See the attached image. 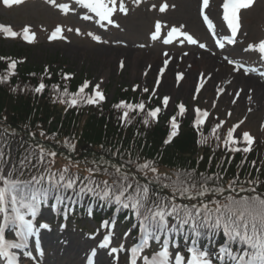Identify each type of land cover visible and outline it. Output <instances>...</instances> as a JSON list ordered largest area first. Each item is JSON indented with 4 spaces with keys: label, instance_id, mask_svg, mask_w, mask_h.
Wrapping results in <instances>:
<instances>
[{
    "label": "snow or ice",
    "instance_id": "snow-or-ice-1",
    "mask_svg": "<svg viewBox=\"0 0 264 264\" xmlns=\"http://www.w3.org/2000/svg\"><path fill=\"white\" fill-rule=\"evenodd\" d=\"M23 2L24 0H3V4L7 7ZM47 2L59 7L65 14L70 10V5L67 3L57 5L56 0H47ZM135 2L139 3L140 0ZM74 3L94 14L101 27L104 26V22L114 24L112 17L117 11V0H74ZM253 3L254 0H224L223 19L227 22L233 38L238 31L239 11L251 7ZM208 6L209 0H202L201 15L209 31L214 32L213 22L204 12ZM167 7L168 5L164 4L159 11L164 12ZM119 12L127 14L123 0L119 2ZM82 19L87 21L91 17L83 15ZM114 26L118 27V25ZM0 31L10 34L13 38L17 35L9 27L0 26ZM23 31L25 41L31 43L34 34L29 35V27H25ZM62 31L63 29L58 26L50 40L63 38ZM76 31L79 34L80 30ZM160 34L161 24L158 21L151 39L157 40ZM89 35L98 43H107L102 41L99 35L91 33ZM174 37H183L181 43L187 41L189 45L199 44L201 49L207 50L204 43H199L192 35L182 32L177 27L171 28L163 43L171 44ZM227 42L232 44L234 39H228ZM217 46L223 48L224 44L218 40ZM248 50L258 51L260 59L264 60V41H260L258 45H249L245 51ZM164 55L168 56V53L165 52ZM224 59L228 64L234 65L235 71L243 67L244 74L257 72L256 68L245 67L229 59L228 56ZM164 63L167 64L168 61L165 60ZM9 68L15 70L16 63L12 62ZM12 74H15L14 71ZM258 74L264 76V72ZM182 75V73L178 74V79L182 78ZM70 78L69 74H64L65 80ZM4 79L6 80L7 77ZM89 87V81H85L75 93H70L65 87L61 96H67L69 99L65 101L62 98L61 103L75 107L80 103L97 105L105 100L99 85L94 87L92 94L86 93ZM45 88L46 85L40 83L35 91L41 93ZM143 91L148 92V89L144 88ZM236 95L239 96V93ZM162 103L167 106L169 98H163ZM115 107L126 109L120 117L122 121H126L129 118V111L138 109L144 112L145 103L121 102ZM178 107L179 113L183 115L186 112L185 106L181 104ZM160 111L159 107L148 110L143 123L147 125L148 118L158 120ZM195 112V126L200 128L206 123L209 113L199 108L195 109ZM219 127L220 124H217L211 129L217 141L221 140L216 134ZM236 127L239 125L227 131L223 146L232 153L247 154L252 150L254 138L245 132L242 142L247 146L237 147L236 145L241 141L234 138ZM171 128L170 138L176 135L178 128L175 116L171 117ZM14 136V131L11 133L7 129L0 131V262L2 264H23L21 255L25 261L39 264L38 256H43L40 235L43 230H50L47 222H38L42 210L50 206L53 210L63 212L67 218L71 210L67 202H76L85 196L128 210L135 217L137 224L134 227L138 229L137 242L130 249H126L124 243L110 249V254L117 256L127 251L128 264H138V261L140 264H264V191H260L261 181L258 178L240 180L237 175L225 185L224 176L220 172L209 175L204 172L197 174L196 170H178L169 176L160 174L152 160H145L143 163L130 158L125 160L119 149L111 153L113 157L119 155L118 162L100 156L91 162H86L91 166L86 169L87 175L81 177L77 173H72L67 166L54 170L57 152L39 142L30 143L17 158L11 147V138ZM31 136L35 140V134L32 133ZM40 136L46 138L43 131L40 132ZM168 142L170 139L165 141ZM64 143L66 146L68 142ZM73 163L79 166L78 161ZM243 163L244 161H241V166ZM251 163L253 167L256 166V161ZM132 165H135V171H132L130 167ZM256 170L259 172L258 168ZM69 192L73 195H67ZM52 201L55 203H50ZM103 227L108 228L109 222H103ZM114 227L115 225L112 224V228ZM8 229H11L14 238H6ZM176 237L183 239V248ZM221 237L222 242L217 245V239ZM33 238L38 255H34L30 250V242ZM205 238L214 247H202L200 241ZM112 239L113 232L110 230L104 235L98 247L109 248ZM153 243L158 246V250L151 256L144 254ZM95 255L96 251L93 250L91 257ZM91 257L89 264H93Z\"/></svg>",
    "mask_w": 264,
    "mask_h": 264
},
{
    "label": "rangeland",
    "instance_id": "rangeland-1",
    "mask_svg": "<svg viewBox=\"0 0 264 264\" xmlns=\"http://www.w3.org/2000/svg\"><path fill=\"white\" fill-rule=\"evenodd\" d=\"M117 2L119 3L120 0H117ZM123 2L127 9V14L119 12L118 27L106 28L95 24L91 20L81 19L80 16L79 23L68 21L67 17L61 16L56 7L51 6L47 0H32L13 8L6 7L3 4V0H0V26L9 27L17 34L13 38L10 34L0 31V47L5 49L8 54L12 53L14 49H25L27 44L25 46L19 44L21 43L24 28L29 27L30 31L37 35L36 40L29 45L30 48H27L28 51L23 55L31 66L46 67L50 63L52 64L50 65L52 69L69 70L73 76H82L87 79L92 89L96 85L106 89L109 100L112 99L114 92L119 88H133L136 92L143 90L145 87L152 88L155 73L164 53L173 54L166 57L171 59L172 62L173 59L181 56L178 54L187 52V55L192 60L189 64L190 68L187 69L189 73L183 85L188 83L190 86L187 95L185 97L176 96L174 102L179 101L188 105L190 112V107L192 106L190 93L196 77V73H192L193 68L196 67L194 60L199 56H216L218 58L221 57V54L214 52L210 47L207 48V54H200L201 52L198 48L180 49L177 46L168 48L160 44H152L148 35L153 25L159 21L165 28L178 26L186 32H192L202 38L203 30L197 15L198 0H140L139 3H136L135 0H123ZM161 2H165L169 6V9L164 14L159 12ZM58 3L56 2L57 5ZM58 26L64 29V38L59 43H48L47 35L49 30ZM244 28L245 34H247L246 37L249 40L256 43L264 40V1L259 2L253 11L245 14ZM77 29L80 30L79 34H77ZM89 33L99 35L102 41H107V43L94 41ZM245 45L246 42L242 40L239 47L232 52V55L240 60ZM135 54H139V60L135 69V78L132 79L129 57L131 58ZM257 54L258 52L256 51L251 54L255 62H257ZM104 57L111 59L108 64L103 62L102 59ZM149 57H154L153 69H151L150 75L141 78L140 75L145 69V62ZM53 58H56L60 63L49 61V59L53 60ZM119 60H123L125 65V69L122 72L117 71V62ZM102 70L109 71V77L104 83H101L100 78ZM172 70L175 75V69ZM172 74L173 72L171 71L167 75L170 85L173 83ZM212 85L213 83L209 85L206 95H213ZM155 95L159 96V98L170 97L165 83L155 92ZM230 98L231 95L222 99V104L228 107ZM201 103L205 104V98L201 100ZM173 108L174 104L171 107L168 104L163 115H170ZM246 108L243 100L240 99L239 106L233 111L232 120H239ZM208 109L211 110L212 106L208 105ZM219 112L222 111L220 110ZM238 112L243 113L240 116H236L235 114ZM257 116L258 113L255 112L250 115L247 122V126L253 134L258 133ZM84 119L86 120V117ZM72 226V224H69L68 229H59L51 234L55 240H53L47 251V264L83 263V255L92 245L89 241L92 239L88 234L73 229ZM90 229L94 230V227L90 225ZM121 264H124V262H121Z\"/></svg>",
    "mask_w": 264,
    "mask_h": 264
},
{
    "label": "trees",
    "instance_id": "trees-1",
    "mask_svg": "<svg viewBox=\"0 0 264 264\" xmlns=\"http://www.w3.org/2000/svg\"><path fill=\"white\" fill-rule=\"evenodd\" d=\"M14 73L9 75L7 67L0 63V81H3L0 82V131L7 129L10 133L15 132L11 139L20 146V154L30 143L39 142L49 148L67 151L69 158L80 164L91 162L100 156L118 162L119 155L113 157L111 153L119 149L125 160L130 158L139 163L152 160L155 166L161 169V174L169 176L178 170H196L197 174L204 172L209 175L219 172L213 169L216 166L215 160L209 163L210 157L206 148H200L201 161L196 159L195 136L187 126L177 139L166 146L163 142L166 133L161 127H120L111 113H107V118L93 112L85 123H81L82 120L77 114L66 112L52 100L43 101L46 94L40 102L30 96L32 92L29 88L39 81L40 73L37 69L19 65ZM46 82L57 83L58 79L53 77L51 81ZM41 131L46 134L44 141L39 138ZM52 132L58 133V136L53 137ZM32 133L35 134V140L32 139ZM66 137L77 139L74 142L75 149L68 147L70 141L65 139ZM65 141L68 142L66 146ZM84 146L86 150L82 151L81 147ZM130 167L135 171V165ZM230 176H235L233 167L228 170L224 184ZM240 180H243L242 175ZM262 190L264 191V188Z\"/></svg>",
    "mask_w": 264,
    "mask_h": 264
},
{
    "label": "bare ground",
    "instance_id": "bare-ground-1",
    "mask_svg": "<svg viewBox=\"0 0 264 264\" xmlns=\"http://www.w3.org/2000/svg\"><path fill=\"white\" fill-rule=\"evenodd\" d=\"M112 56V54H110ZM113 57V56H112ZM138 55H136L135 57H131L130 58V70H131V74H132V79L135 78V69H136V66H137V62H138ZM102 58V57H100ZM103 62L104 63H109L111 59H107V57H104L103 59ZM152 61V57L150 59H148L146 61V64L148 63H151ZM194 63H196V67L194 69H196L198 72H205V71H208L207 74H211L213 73L214 69L217 68V66H215V63L216 61L215 60H209V59H206L205 57H203L202 59H200L199 62L197 61H194ZM210 70V71H209ZM206 74V75H207ZM218 74H220V79L224 80L226 79V81H230L233 76H232V71L231 70H227L225 68L223 69H218ZM109 77V71H105V70H102L101 71V78L103 80H106L107 78ZM169 78H166L165 80V84H166V87H167V92L169 93V95H171L172 97H185L187 92H188V89H189V84H186L184 86H182L181 88H179V90H174L173 89V85H170L169 81H168ZM238 83V86H243V84H247V82L243 79H238V81H236ZM252 84H255V85H252ZM254 88V92L253 94L255 95V98L257 96H259V94H261L260 98L262 97V99H264V94H262L260 92V86L257 84V82L255 81H250L249 84L245 85V88ZM241 87H238V88H241ZM252 88V89H253ZM172 99V98H171ZM173 100V99H172Z\"/></svg>",
    "mask_w": 264,
    "mask_h": 264
}]
</instances>
